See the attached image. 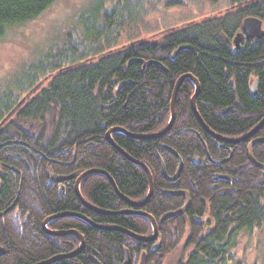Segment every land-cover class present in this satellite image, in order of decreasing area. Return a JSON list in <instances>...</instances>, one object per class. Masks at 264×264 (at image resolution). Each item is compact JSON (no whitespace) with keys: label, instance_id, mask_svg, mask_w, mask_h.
<instances>
[{"label":"trees","instance_id":"1","mask_svg":"<svg viewBox=\"0 0 264 264\" xmlns=\"http://www.w3.org/2000/svg\"><path fill=\"white\" fill-rule=\"evenodd\" d=\"M56 0H0V40L7 30L43 14ZM221 16L164 32L157 44L133 42L112 49L116 11H98L105 33L78 44L69 38L41 62L25 68L29 84L13 98L0 99V264H164L176 251L175 264H230L241 235L258 232L264 251V170L247 157L249 144L264 139V125L237 144L209 136L192 113L194 86L185 80L177 93L171 129L159 139H135L113 133L114 143L146 166L153 192L142 208L118 198L110 182L92 174L80 183L84 200L115 215H100L80 204L75 180L90 170L103 171L118 192L132 202L149 191L145 172L106 141L114 128L136 136L163 130L170 119L176 81L190 74L199 85L196 110L215 135L239 139L264 119V35L233 39L244 19L262 22L264 0H230ZM87 30V29H86ZM109 37V38H108ZM103 41L90 54L86 46ZM87 44V45H86ZM76 55V57H75ZM256 84L255 94L252 86ZM25 94V95H23ZM182 170L174 181L178 160ZM254 161L264 166V143L252 147ZM72 177L63 182L57 178ZM186 195V196H185ZM184 211L179 213L185 205ZM123 211L132 215L118 214ZM81 215L94 225L149 237V221L157 224L153 242L137 241L120 231H102L72 217L55 219L49 231H75L48 236L43 222L54 215Z\"/></svg>","mask_w":264,"mask_h":264},{"label":"rangeland","instance_id":"2","mask_svg":"<svg viewBox=\"0 0 264 264\" xmlns=\"http://www.w3.org/2000/svg\"><path fill=\"white\" fill-rule=\"evenodd\" d=\"M230 6V0H56L38 18L9 28L0 40V99L13 98L27 86L31 73L25 68L61 50L69 35L76 45L84 36L87 42L104 36L106 22L97 19L101 9L116 11L110 22L117 24L112 47L117 50L133 42L157 44L164 32L221 16ZM103 45L86 47L93 54ZM260 240L258 232L241 235L230 264H264ZM179 257L178 250L164 264H175Z\"/></svg>","mask_w":264,"mask_h":264},{"label":"water","instance_id":"3","mask_svg":"<svg viewBox=\"0 0 264 264\" xmlns=\"http://www.w3.org/2000/svg\"><path fill=\"white\" fill-rule=\"evenodd\" d=\"M264 35V30L262 29V22L256 18H252V17H249V18H246L243 20L242 24H241V32L237 33L233 39V43L235 45L236 48H239L240 46V42L242 41V37H244V39L246 41L248 40H253V39H260L262 36ZM185 80H190L191 83L193 84L194 86V94L193 96L191 97V101H190V106H191V110H192V113L193 115L195 116L196 120L198 121V123L200 124V126L202 127V129L209 135L211 136L212 138L220 141V142H223V143H231V144H237L241 141H245V140H248L250 138H252L255 133L262 128V126L264 125V119L251 131L249 132L248 134H246L245 136L239 138V139H236V140H225L224 138H221L217 135H215L213 132H211L207 127L206 125L203 123V121L201 120L197 110H196V106H195V99L198 95V92H199V85H198V82L197 80L191 76L190 74H187V75H183L181 76L177 81H176V84H175V87H174V91H173V94H172V99H171V103H170V119H169V122L167 124V126L161 130L160 132L158 133H155V134H152V135H147V136H136V135H131V134H128L126 133L123 129H120V128H114V129H111L109 130L107 133H106V136H105V139L106 141L110 144V146L115 150L117 151L120 155H122L125 159L129 160L130 162H132L133 164L137 165L138 167H140L146 174L147 178H148V183H149V191H148V194L147 196L145 197L144 200L140 201V202H132L130 201L129 199H127L126 197L122 196L113 180L111 179V177L106 174L105 172L103 171H98V170H90V171H87L83 174H81L76 180H75V184H74V192H75V195L78 199V201L80 202V204L82 206H84L86 209L90 210L91 212L93 213H96V214H100V215H115V214H111V213H108V212H104V211H101L97 208H95L94 206L90 205L89 203H87L84 198L82 197L81 193H80V183L82 182V180L89 176V175H92V174H99V175H102L104 176L109 182L110 184L112 185L116 195L118 196L119 199H121L122 201H124L128 206L132 207V208H142L147 202L148 200L150 199L151 195H152V192H153V181H152V177L148 171V169L146 168L145 165H143L142 163L138 162V161H135L133 159H131L123 150H121L113 141L112 139V134L113 133H123L125 134L126 136L130 137V138H135V139H142V140H146V139H159L161 138L162 136H164L172 127L173 125V122H174V118H175V112H174V106H175V100H176V96H177V93H178V90L181 86V84L185 81ZM255 88H256V84H253L252 86V94H255ZM256 143H264V139H256V140H253L248 148H247V157L249 159V161L255 165L256 167L264 170V166L263 165H259L257 164L253 157H252V147L254 144ZM166 151H168L169 153H171L173 156H175L178 160V168L174 174L173 177H168L167 174H166V171H165V167L164 165L162 164V174L164 176V178L167 180V181H174L178 178L181 170H182V162H181V159L177 156V154L168 149V148H164ZM72 179V177H64V178H57L54 180V182L58 183V182H63V181H66V180H70ZM186 196V195H185ZM188 205V201H187V204L185 205V207L179 211V213H181L182 211H184L186 209ZM118 214H121V215H132L133 213L132 212H128V211H123V212H120ZM136 215H139V216H142L144 218H146L150 225H151V228H152V235L149 236V237H141V236H137L131 232H128L126 230H122V229H117V228H107V227H102V226H97V225H94L90 220H88L87 218L81 216V215H78V214H72V213H63V214H58V215H54L52 217H49L47 218L43 224H42V229L44 231L45 234H47L48 236H65V235H73L75 236L79 241H80V246L78 247V249L73 252L72 254H69L67 256H64V257H73L75 256L77 253H79L82 249H83V246H84V242H83V239L82 237L80 236V234H78L77 232L75 231H71V232H56V231H49L48 228H47V224L52 221V220H55V219H60V218H64V217H72V218H76V219H79L81 220L82 222H85L86 224L92 226L93 228L97 229V230H102V231H120L122 233H124L125 235L137 240V241H140V242H145V243H148V242H153L156 240V237H157V224L156 222L154 221V219L152 217H150L149 215L145 214V213H134ZM3 254V249L0 248V256ZM60 258H63V257H56V258H53L45 263H41V264H49V263H52L54 261H57L59 260ZM93 262L95 264H99L95 259L93 260ZM131 261H130V258L128 256V254L125 252V261H124V264H130Z\"/></svg>","mask_w":264,"mask_h":264},{"label":"flooded vegetation","instance_id":"4","mask_svg":"<svg viewBox=\"0 0 264 264\" xmlns=\"http://www.w3.org/2000/svg\"><path fill=\"white\" fill-rule=\"evenodd\" d=\"M239 32H241V30H240ZM239 32H237V33H239ZM243 41H246V40L244 39V37H242V41L240 42V44H241Z\"/></svg>","mask_w":264,"mask_h":264}]
</instances>
